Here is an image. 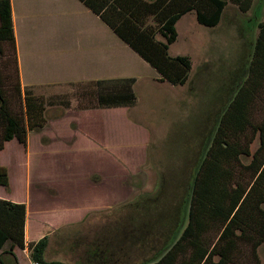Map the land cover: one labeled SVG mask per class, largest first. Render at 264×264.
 <instances>
[{
  "label": "trees",
  "instance_id": "obj_1",
  "mask_svg": "<svg viewBox=\"0 0 264 264\" xmlns=\"http://www.w3.org/2000/svg\"><path fill=\"white\" fill-rule=\"evenodd\" d=\"M80 1L156 69L161 81L184 86L192 61L188 56L169 53L178 39L176 25L181 18L195 12L199 24L216 28L230 4L246 14L255 0ZM256 6L264 7V0H258ZM256 27L259 34L254 38ZM249 29L253 36L245 38L249 51L232 82L225 108L201 144L162 245L151 256L130 257L132 246L142 249L150 244L147 237L155 226L152 220L142 219L136 231L130 228L120 242L107 239L105 248L103 240L91 242L85 252L86 264H239L237 255L242 245L250 246L254 264H261L258 249L264 245V119L254 123L252 112L257 99H261L264 110V21L251 23ZM6 56L11 62H0V152L13 140L26 146L28 131H39L46 123L44 98L31 91L23 94L12 6L9 0H0V60ZM10 77L14 80L11 89L23 102L20 112L13 110L8 94ZM125 92L108 97L106 104L134 105L136 96L131 88ZM257 137L259 147L252 153L251 145ZM244 157L252 158L248 165L243 163ZM0 186L10 187L9 172L1 163ZM164 188L162 179L159 195L145 197L142 205L147 209L158 205ZM26 214L25 204L0 199V264H6L5 256L13 257L18 264L15 249L26 246ZM214 230L219 232L217 239L210 238ZM48 246V237L32 245L31 260L35 264H67L48 260ZM151 250L153 246L146 251Z\"/></svg>",
  "mask_w": 264,
  "mask_h": 264
},
{
  "label": "rangeland",
  "instance_id": "obj_2",
  "mask_svg": "<svg viewBox=\"0 0 264 264\" xmlns=\"http://www.w3.org/2000/svg\"><path fill=\"white\" fill-rule=\"evenodd\" d=\"M241 25L242 22L234 17L233 7L227 9L223 21L216 28L199 24L195 12L185 15L176 25L178 39L170 46L169 53L171 56H188L191 59L192 69L188 82L177 87L158 85L141 68L142 79L136 88L138 101L130 115L125 110H116L92 117L93 123H102L105 141L109 144L105 173L92 175L101 180L99 183L103 181L107 195L101 196L100 202L96 196L91 207L95 209L90 211L83 222L72 229L60 231L67 238L65 250L58 253L57 246L52 243L50 259H60L68 264H86L85 252L91 242L103 240L104 248L107 239L120 242L130 228L136 231L142 219L152 220L155 226L147 237L150 243L147 248L150 250L153 246L154 250L151 253L146 251L147 248L132 246L130 257L138 259L151 256L162 245L169 233L171 219H175L176 205L197 161L201 144L214 127L218 114L225 108L232 82L248 53L247 48H244ZM157 38L163 40L161 36ZM8 57L2 58L0 62H11V57L7 60ZM12 67L11 64L9 71ZM13 83L10 77L7 83L8 94L13 110L20 112L23 110V102L11 89ZM57 91L60 90H36L46 95L56 94L54 92ZM49 112H53V109ZM252 114L254 123L264 119L261 99L256 100ZM50 128L49 125L48 131ZM28 132L27 144H32V158L17 140L5 143L1 162L9 169L11 188L0 187V197L25 200V183L30 164L31 182L37 186L36 189L32 187V203L36 199L35 191L41 194L43 189L39 187L42 184L48 187L47 182L43 183L44 179L37 177L41 173L40 169L46 177L51 178V170L55 167L59 177L63 174L61 177L70 176L69 179L80 182L84 174L77 165L79 151L64 149L63 154L56 159L38 161L37 156H34L40 149L37 137L33 131ZM46 134L42 140L50 139ZM247 134L251 136L250 132ZM258 147L257 137L251 145L252 153ZM82 148L83 151L88 150L86 146ZM251 159L244 157L242 161L248 165ZM60 165L63 166V172L58 167ZM162 179L165 181L163 196L158 205L147 209L142 205L144 198L149 196L153 199L159 195ZM52 203L48 201L47 205ZM132 218L134 222H131ZM218 235L219 232L214 230L210 238L217 239ZM237 256L239 264H254L251 247L248 245H242ZM258 257L261 264H264V245L258 249Z\"/></svg>",
  "mask_w": 264,
  "mask_h": 264
},
{
  "label": "crops",
  "instance_id": "obj_3",
  "mask_svg": "<svg viewBox=\"0 0 264 264\" xmlns=\"http://www.w3.org/2000/svg\"><path fill=\"white\" fill-rule=\"evenodd\" d=\"M9 1L12 6L23 94L31 91L33 95L44 98L46 103L45 126L39 131H34L40 148L34 156H37L38 161H47L48 158L60 157L64 149L77 150L80 153L77 165L84 174L79 182L69 179L70 176L61 177L63 174L59 177L55 167L51 170V178L46 177L45 172L40 169L41 173L37 177L44 179V184L47 182L48 190L42 186L43 184L41 187L38 186L43 191L41 194L37 192L38 190L35 191L36 199L32 203L30 201L32 187L36 189L37 186L31 182L30 164L29 176L25 183V200L0 197V199L26 205V246L25 249L16 248L15 254L18 264H35L30 257L32 245L48 237L46 258H49L52 243L57 246L58 253L65 250L67 238L64 234H60V231L72 229L83 222L90 211L95 209L91 207L96 196L100 202L101 196L107 195L106 186L102 185L103 181L99 183L101 180L97 177L93 178L92 175L105 173L106 150L109 144L105 141L106 135L102 123L99 124V121L93 123L92 117L116 110H125L129 116L138 101L136 88L142 79L141 68L147 72L146 75L150 76L153 83L171 84L161 81V76L156 69L126 44L82 1ZM257 2L258 0L254 1L253 8L246 14L240 13L232 4L227 8L233 7L235 19L242 22L241 35L247 51L249 48L245 38L251 39L253 36L256 38L259 34L256 27L252 36L250 24L264 21V7H257ZM51 88L60 91L47 95L36 92L37 89L47 91ZM127 88H131L136 96L134 105L108 106L106 104L108 97L123 95ZM50 109H53V112H49ZM49 125L50 131H48ZM45 133L49 140H42ZM83 144L88 147L87 151H83ZM24 148L32 158V144H27ZM2 153L3 151L0 153V163L9 172L8 167L1 162ZM58 167L63 172V166ZM37 171L39 169L35 171V174ZM49 195L52 197L49 198ZM48 201L53 203L47 205ZM48 260L60 261V259L50 258ZM5 262L15 264L11 256H5Z\"/></svg>",
  "mask_w": 264,
  "mask_h": 264
}]
</instances>
